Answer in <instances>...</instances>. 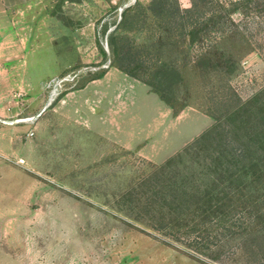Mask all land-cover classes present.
<instances>
[{
	"label": "rangeland",
	"instance_id": "374dc122",
	"mask_svg": "<svg viewBox=\"0 0 264 264\" xmlns=\"http://www.w3.org/2000/svg\"><path fill=\"white\" fill-rule=\"evenodd\" d=\"M153 1L0 0V23L17 40L0 61V264H264V172L240 180L256 193L239 204L242 225L210 237L206 253L154 229L143 184L218 122L231 129L228 153L217 133L188 156L200 159L193 169L173 167L204 183L236 144V170L256 172L264 13H237L245 39L224 42L211 7L191 13L206 30H183L180 14L163 17ZM167 1L184 9L193 0ZM124 44L155 87L118 67ZM53 79L63 80L56 90Z\"/></svg>",
	"mask_w": 264,
	"mask_h": 264
},
{
	"label": "trees",
	"instance_id": "16d2710c",
	"mask_svg": "<svg viewBox=\"0 0 264 264\" xmlns=\"http://www.w3.org/2000/svg\"><path fill=\"white\" fill-rule=\"evenodd\" d=\"M155 4L160 7L159 13L168 19H177V14H180V26L183 30H188L189 27H197L198 31L206 30L208 22L202 21L201 15L195 18L191 14L194 7H198L201 14L205 12L207 7H211L209 20L213 24L212 28L220 33V39L224 42L236 37L245 39V33L242 30L243 25L237 22L235 18L237 13L245 17L251 12L264 13V0H193L191 7L184 9L179 1L176 2L175 8L170 7L167 0H154L151 6L153 7ZM128 45L124 44L120 51L114 52L118 56V67L155 87L153 76H142L134 71L135 67H141L145 60L140 58V55ZM231 58L230 62L232 61V66L235 67L237 59L234 57V52L231 54ZM156 91L167 101L165 95L159 90ZM212 116L217 119L215 114ZM230 132L231 129L224 123H216L212 129L206 131L184 152L169 158L161 165H154L148 181L143 183L147 185L149 190L145 205L153 218L152 226L154 229L169 237L171 241L185 243L200 253H206L207 249H211L212 246L207 242L210 237H218L217 235H223L226 231L230 233L242 225L239 224L240 218L237 216L239 204L244 205L247 202L244 200H251L256 193L252 192L247 185L245 186V183L240 184V180L245 178L244 175L251 176L250 174L254 175L255 173H258L256 177L258 180L262 177L264 154L251 164L256 172H251L250 169L249 171L245 170V172L242 169L236 170L239 163L237 160L238 147L234 144L233 148L229 149L226 166H216L214 170L210 164L209 173H203L204 175L208 174V179L204 183L198 182L196 179H187L180 170H176L173 166L183 164L187 168L193 169L192 166L198 163L200 159L198 158L197 161L192 158V161L188 162V156L198 147L203 138L217 133L223 135L222 146H224L223 149L226 148L225 151L228 153L226 146L230 143L228 139ZM209 157L211 159V156ZM214 160L221 163L222 156L216 154ZM191 169L187 173H199L196 169L193 171ZM217 175H221V178H217ZM253 181L256 179L254 178ZM165 243L171 244L172 242L166 240Z\"/></svg>",
	"mask_w": 264,
	"mask_h": 264
},
{
	"label": "crops",
	"instance_id": "0c3cea01",
	"mask_svg": "<svg viewBox=\"0 0 264 264\" xmlns=\"http://www.w3.org/2000/svg\"><path fill=\"white\" fill-rule=\"evenodd\" d=\"M5 25H6L5 23H3V25H1V23H0V61H4V60L8 59L7 55L9 53V49L7 48V46H9L11 43L17 42V40L16 41L12 40L13 37L10 33L11 32L10 28H9V26H5ZM18 43L20 44V41H18ZM0 76H3L2 82H3V85H5V82H6L5 77L6 76H5L4 69L2 71L0 70ZM7 194H10V192H6V193L3 192L1 194V196L5 197ZM2 215L3 214L0 212V219L2 218ZM1 232H3V231H1ZM2 234L0 233V236L4 237V234L3 235Z\"/></svg>",
	"mask_w": 264,
	"mask_h": 264
},
{
	"label": "built area",
	"instance_id": "2783aa9c",
	"mask_svg": "<svg viewBox=\"0 0 264 264\" xmlns=\"http://www.w3.org/2000/svg\"><path fill=\"white\" fill-rule=\"evenodd\" d=\"M62 81H63L62 79H53L50 81L49 86H53L54 89L56 90L58 89V86L61 85ZM20 161L23 162L24 160H20Z\"/></svg>",
	"mask_w": 264,
	"mask_h": 264
},
{
	"label": "bare ground",
	"instance_id": "6f19581e",
	"mask_svg": "<svg viewBox=\"0 0 264 264\" xmlns=\"http://www.w3.org/2000/svg\"><path fill=\"white\" fill-rule=\"evenodd\" d=\"M27 119V118H26ZM31 120V119H30ZM23 121V120H22Z\"/></svg>",
	"mask_w": 264,
	"mask_h": 264
}]
</instances>
